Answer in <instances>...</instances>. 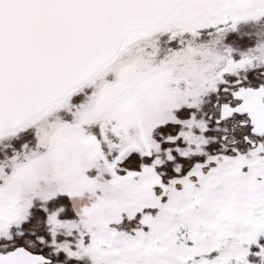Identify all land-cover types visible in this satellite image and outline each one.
Listing matches in <instances>:
<instances>
[{
	"label": "snow or ice",
	"instance_id": "1",
	"mask_svg": "<svg viewBox=\"0 0 264 264\" xmlns=\"http://www.w3.org/2000/svg\"><path fill=\"white\" fill-rule=\"evenodd\" d=\"M0 264H264V0H0Z\"/></svg>",
	"mask_w": 264,
	"mask_h": 264
}]
</instances>
